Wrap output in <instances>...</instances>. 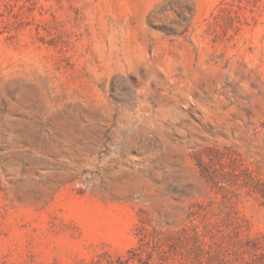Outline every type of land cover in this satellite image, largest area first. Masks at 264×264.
Masks as SVG:
<instances>
[{
  "label": "rangeland",
  "instance_id": "1",
  "mask_svg": "<svg viewBox=\"0 0 264 264\" xmlns=\"http://www.w3.org/2000/svg\"><path fill=\"white\" fill-rule=\"evenodd\" d=\"M0 264H264V0H0Z\"/></svg>",
  "mask_w": 264,
  "mask_h": 264
}]
</instances>
